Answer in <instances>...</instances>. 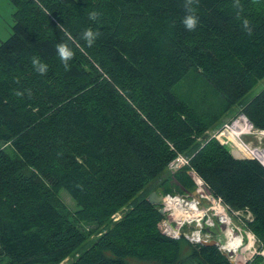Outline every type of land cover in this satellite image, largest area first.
<instances>
[{
  "label": "trees",
  "instance_id": "obj_1",
  "mask_svg": "<svg viewBox=\"0 0 264 264\" xmlns=\"http://www.w3.org/2000/svg\"><path fill=\"white\" fill-rule=\"evenodd\" d=\"M9 1L12 35L0 45L5 264H61L75 251L70 264H231L217 247L170 238L165 216L147 200L155 182L169 181L171 146L193 156L189 169L211 193L252 212L249 228L264 246V166L235 159L215 139L200 148L196 140L218 118L203 119L209 112L174 92L198 73L225 99V112L240 107L264 130V88L245 100L264 79V0H194L193 31L183 23L186 0ZM89 29L99 33L91 46ZM62 44L73 53L67 66ZM58 189L76 201L74 215L56 205ZM82 223L103 229L83 252L92 233Z\"/></svg>",
  "mask_w": 264,
  "mask_h": 264
},
{
  "label": "built area",
  "instance_id": "obj_2",
  "mask_svg": "<svg viewBox=\"0 0 264 264\" xmlns=\"http://www.w3.org/2000/svg\"><path fill=\"white\" fill-rule=\"evenodd\" d=\"M262 131L264 130L256 128L246 115L241 113L234 121L225 124L210 139L215 138L222 146L234 144L235 153L243 155V148L238 147L230 136L235 134L241 146L250 150V152L254 150L260 152L263 150L254 148L252 142L246 144L243 136L252 134V137L259 138L262 141L264 138V132ZM253 157L260 160L259 156ZM172 165L175 167L174 170L177 171L185 165L190 166V161L178 157ZM196 190L198 191V197L193 196L192 193L162 196L161 208L165 213L164 232L174 239L184 237L194 246H205L215 241L220 252L234 257L240 264H247L251 261L252 258L249 257L254 253L264 258V250L259 251L262 243L249 228V224L253 221L252 212L248 208L242 210L232 209L221 197L211 193L204 181ZM238 249H245V251L238 254Z\"/></svg>",
  "mask_w": 264,
  "mask_h": 264
},
{
  "label": "rangeland",
  "instance_id": "obj_3",
  "mask_svg": "<svg viewBox=\"0 0 264 264\" xmlns=\"http://www.w3.org/2000/svg\"><path fill=\"white\" fill-rule=\"evenodd\" d=\"M14 11L15 10L9 0H0V45L12 35V27L14 25ZM263 88L264 79L261 80L252 91H250V93L246 96L245 100H252L263 90ZM174 92L178 96V98L180 100H183L189 107L209 112L199 114L203 117V119H207L209 115H213L218 118L215 124H213V126L209 128L203 136L196 140V144L200 145V148L204 146V144L208 141V139H210V137L216 135V133L219 132L225 124L234 121L242 113L240 107H230L225 112L227 106V102L225 101V99L223 97H220L213 90L211 84H209L204 77L199 76L198 73L189 74L182 83L178 84L174 88ZM243 138L246 144L252 142V146L254 148L264 150V138L262 139V141H260L259 138L252 137V134L244 135ZM223 147L237 160H254L261 164L260 160H258L257 158L254 159V157H245L243 155H237L235 153L236 148L234 144H229L227 146L225 145ZM170 149L176 153V156L170 161L167 168L168 173L165 174L163 177L168 178L169 181H167L166 184H162L161 181L155 182V187L153 191L148 194L147 200L152 193H157L161 196L166 195L167 193L188 195L196 189V184L192 179V182H190L187 178H181L185 177L186 173L184 172L187 171L188 175V171L192 169H189V166L185 165L181 167L180 170L175 171V167L172 165L178 157L185 158L191 162L193 156L187 155L186 153L178 152L173 146H171ZM178 180H183L184 185L179 184ZM55 203L60 209L72 215H74L79 210L76 201L64 189H58L57 193L55 194ZM125 211L126 210H122L121 212L117 213L113 217V221L115 222L121 219ZM79 227L88 235L89 233H92L90 239L85 242L81 247V252H83L89 250L92 243H94L98 239V235L103 229L98 230L95 225L86 223L80 224ZM263 250L264 246L260 244L259 251L261 252ZM79 255L80 251H75L61 264H70ZM256 255L255 253L251 254V257L249 258L254 259ZM225 256L229 257L228 255ZM7 262L8 258H0V264H5Z\"/></svg>",
  "mask_w": 264,
  "mask_h": 264
},
{
  "label": "clouds",
  "instance_id": "obj_4",
  "mask_svg": "<svg viewBox=\"0 0 264 264\" xmlns=\"http://www.w3.org/2000/svg\"><path fill=\"white\" fill-rule=\"evenodd\" d=\"M194 2V0H186L185 7L188 11V15L184 17L183 23L187 30L193 31L195 30L197 26V17L193 14L194 9H192L190 6ZM96 13H93L91 15V19H96ZM99 33H94L91 29L87 30L84 33V37L87 40L89 46L94 42V40L98 37ZM58 53L60 55L61 60L65 63L67 66V61L72 58L73 53L70 51V49L66 45H60L58 47ZM34 66H37V71L41 74L45 73L47 71V65L41 64L38 60L33 61Z\"/></svg>",
  "mask_w": 264,
  "mask_h": 264
},
{
  "label": "water",
  "instance_id": "obj_5",
  "mask_svg": "<svg viewBox=\"0 0 264 264\" xmlns=\"http://www.w3.org/2000/svg\"><path fill=\"white\" fill-rule=\"evenodd\" d=\"M189 176L195 182L196 188L203 184L202 179L194 170L189 171ZM197 193H198V191L196 189L192 192L193 196H195V197H198ZM162 200H163V197L161 195H158L157 193H152L148 197L149 203H151L152 205L158 206L159 208H161V206H162ZM160 213L162 215L165 214L164 210L162 208L160 209ZM205 246L217 247V243L215 241H212L211 243H208ZM227 258L231 262V264H240L234 257L229 256Z\"/></svg>",
  "mask_w": 264,
  "mask_h": 264
},
{
  "label": "bare ground",
  "instance_id": "obj_6",
  "mask_svg": "<svg viewBox=\"0 0 264 264\" xmlns=\"http://www.w3.org/2000/svg\"><path fill=\"white\" fill-rule=\"evenodd\" d=\"M235 137H236V135L235 134H233ZM237 138V137H236ZM250 151V150H249ZM251 154L253 155V156H259L260 157V162H261V164L264 166V150L263 151H257V150H254L253 152L251 151ZM245 251V249H242V250H237V252H238V254H241V253H243Z\"/></svg>",
  "mask_w": 264,
  "mask_h": 264
}]
</instances>
